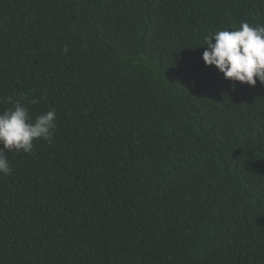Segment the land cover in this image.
Masks as SVG:
<instances>
[{
	"label": "trees",
	"instance_id": "16d2710c",
	"mask_svg": "<svg viewBox=\"0 0 264 264\" xmlns=\"http://www.w3.org/2000/svg\"><path fill=\"white\" fill-rule=\"evenodd\" d=\"M264 0H0V113L54 109L7 153L0 264H264V85L204 37Z\"/></svg>",
	"mask_w": 264,
	"mask_h": 264
},
{
	"label": "clouds",
	"instance_id": "9594fccd",
	"mask_svg": "<svg viewBox=\"0 0 264 264\" xmlns=\"http://www.w3.org/2000/svg\"><path fill=\"white\" fill-rule=\"evenodd\" d=\"M204 44L201 60L205 67H214L227 81L249 87L257 81L264 85V24L252 26L243 22L234 30H218L206 35ZM56 119L54 109L33 119L19 100L0 113V177L12 172L7 153L28 154L35 141L50 140Z\"/></svg>",
	"mask_w": 264,
	"mask_h": 264
}]
</instances>
